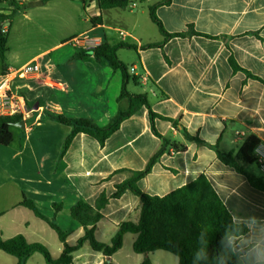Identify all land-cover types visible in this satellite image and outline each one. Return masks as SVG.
<instances>
[{"label":"crops","instance_id":"0c3cea01","mask_svg":"<svg viewBox=\"0 0 264 264\" xmlns=\"http://www.w3.org/2000/svg\"><path fill=\"white\" fill-rule=\"evenodd\" d=\"M16 1L25 6L29 23L40 28L45 23L38 14L62 16L68 8L84 27L68 35L71 37L61 36L44 47L17 54L9 45L10 26L1 25L8 32L6 69L34 61L39 72L10 84L30 113L23 127L11 126L10 145L0 146V237L21 234L29 243L43 244L57 259L62 244L44 221L18 206L22 195L34 201L48 218L53 216L52 204H62L55 221L67 233L66 242L74 245L83 229L69 216V208L79 200L93 205L101 193L110 195L114 186L128 177L120 170H142L162 145L142 107L125 119L103 146L78 133L61 155L71 127L52 116L84 118L105 127L128 106L127 100H118L121 72L96 61L92 54L81 55L86 49L72 41L67 43L70 38L88 36L98 38L99 44L134 45L117 51L129 75L136 79L128 83V91L145 94L155 114L177 122L174 127L168 120L154 119L155 130L178 151L172 145L165 148L150 173L138 181L140 190L161 197L205 175L232 220L248 228L245 235L233 240L234 250L241 253L244 264H264V193L223 165L210 148L231 153L246 172L264 181L253 153L257 145H264V0H170L168 4L136 0L145 5L101 11L96 1L85 9L80 0ZM154 5V13L167 33L185 32L192 26L200 35L173 37L161 46L142 48L163 41L149 17V8ZM99 13L102 23L94 26L90 18ZM230 56L257 79L248 78L242 71L233 72ZM2 73L0 65V76ZM182 129L202 143L186 141ZM253 140L256 144L251 161L248 150ZM139 208V199L128 191L109 199L101 210L103 218L96 224L95 239L110 243L120 223L137 221ZM135 239L132 233L123 236L122 247L111 257L113 264L141 263L143 256L132 250ZM11 257L0 255V264H17ZM149 259L151 264H178L175 255L162 250L151 252ZM42 261V255L34 253L25 264ZM102 262V254L87 244L72 253V264Z\"/></svg>","mask_w":264,"mask_h":264},{"label":"trees","instance_id":"16d2710c","mask_svg":"<svg viewBox=\"0 0 264 264\" xmlns=\"http://www.w3.org/2000/svg\"><path fill=\"white\" fill-rule=\"evenodd\" d=\"M7 1L14 9L10 15H0V65L2 74L6 69V52L8 32L2 29V23L6 20L10 22L14 14L25 6L18 4L16 0ZM48 0H42V2ZM83 8L91 1H96L99 11L112 8H126L130 0H80ZM145 1V0H140ZM170 0H161L159 4H168ZM157 5V4H156ZM156 5L149 8V17L156 25L163 41L144 45L142 48L161 46L165 41L173 37H189L200 35L192 26H188L185 32L167 33L154 13ZM90 23L94 26L102 23L101 13L90 18ZM121 47L135 48L134 45L116 44L109 45L100 43L93 49L85 50L81 55L92 54L98 62L104 61L114 70H119L122 75V82L118 100L125 99L128 102L127 109L119 111L105 127H99L88 119L68 118L63 115L52 116L54 120L62 125L70 126L71 130L66 137L61 155L65 153L74 136L78 133L86 134L95 139L100 146H103L106 139L118 130L120 124L144 107L148 112L152 133L161 139L162 145L147 161L142 170H120L128 173V177L121 183L114 186V191L110 195L101 193L94 204H88L82 200L77 201L69 210V216L76 221L83 229V235L78 238L74 245L66 242L67 233L63 231L55 221V216L61 212L62 204L53 203V216L46 217L35 204L34 201L22 195L18 206H22L32 211V213L44 221L56 234L63 249L57 259H53L48 249L41 243H29L21 234H17L8 239L0 237V251L14 256L17 264H25L27 259L34 253L42 255L45 264H72V253L87 244L93 251L99 252L103 256L102 264H113L112 255L122 247L123 236L126 233L136 235L132 244V250L136 254L143 256L140 264H151L149 254L162 250L175 255L178 264H244L241 253L234 250V239L247 233L245 224L235 223L232 217L213 189L205 175L201 174L190 183H187L164 196H152L142 192L138 186V181L150 173L153 165L158 161L168 145H172L174 151H178L175 144H170L169 140L162 137L154 128V119L168 120L174 127L177 122L155 114L147 101L145 94H132L127 86L130 81L136 82L134 77L129 75L128 66L123 64L117 51ZM229 64L233 72L242 71L248 78L257 79L249 72L241 69L233 57L230 56ZM264 83V82H263ZM21 120L20 116L0 117V146L5 147L12 142L11 126ZM184 139L188 142L201 144L197 137L190 135L182 129ZM256 140L248 150L251 161L253 160L252 150ZM215 152L217 159L225 166L232 168L236 173L245 177L248 184L256 190L264 193V181L248 172L236 161L231 153H222L215 146H210ZM130 192L140 201L139 215L137 221H123L118 225L115 235L110 243L105 244L97 241L94 236L96 224L103 218L101 210L108 203L109 199H117L123 193Z\"/></svg>","mask_w":264,"mask_h":264},{"label":"rangeland","instance_id":"374dc122","mask_svg":"<svg viewBox=\"0 0 264 264\" xmlns=\"http://www.w3.org/2000/svg\"><path fill=\"white\" fill-rule=\"evenodd\" d=\"M130 4H136L135 7L145 5L136 0H130L129 5ZM13 9L14 8L10 6L9 2H0V15H10ZM23 9L24 8H21L18 12H16L11 18L10 22L6 20L2 23L3 26L6 25V28L10 26L9 45L12 49V52H16L17 54H22L24 52L27 53L29 50L35 49L37 47H44V45H47L54 39L56 40L58 37L61 36L71 37L68 35L84 27V24L80 20L76 19V13L74 11L69 10L70 8L64 10L62 16H60L59 14H55L54 12H42L41 14H38L41 16V22L45 23L44 28L36 26L34 22L29 23L31 21L27 20ZM29 14L32 15L33 13L29 12ZM81 17L84 18L85 15H83L82 13ZM75 38H68V45H70L71 41ZM252 169H254L255 171L256 167L252 166ZM67 218L69 221L71 220L69 217ZM62 225H64L65 227L66 224ZM52 234L56 240L55 233L52 232ZM3 254L4 253L0 251V255ZM11 258H14V260H16L15 257ZM42 264L45 263L42 261Z\"/></svg>","mask_w":264,"mask_h":264},{"label":"built area","instance_id":"2783aa9c","mask_svg":"<svg viewBox=\"0 0 264 264\" xmlns=\"http://www.w3.org/2000/svg\"><path fill=\"white\" fill-rule=\"evenodd\" d=\"M72 42L75 46L86 50L93 49L99 45L98 38L88 36L75 38ZM38 72V64L32 61L20 68L9 69L5 74L0 76V117L20 116L21 120H24L28 116L30 109L25 104L23 97L11 90L10 84L16 78L32 77L38 74ZM253 153L260 170L264 173V145H257Z\"/></svg>","mask_w":264,"mask_h":264},{"label":"water","instance_id":"95a60500","mask_svg":"<svg viewBox=\"0 0 264 264\" xmlns=\"http://www.w3.org/2000/svg\"><path fill=\"white\" fill-rule=\"evenodd\" d=\"M23 120H20L18 123L14 124V126L23 127Z\"/></svg>","mask_w":264,"mask_h":264}]
</instances>
